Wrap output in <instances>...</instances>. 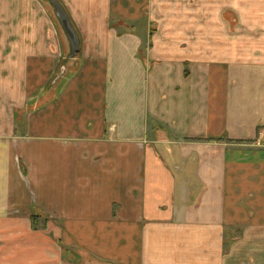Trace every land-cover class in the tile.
I'll return each instance as SVG.
<instances>
[{
    "label": "crops",
    "instance_id": "obj_1",
    "mask_svg": "<svg viewBox=\"0 0 264 264\" xmlns=\"http://www.w3.org/2000/svg\"><path fill=\"white\" fill-rule=\"evenodd\" d=\"M56 1L49 80L51 0H0V264H264V0L157 15L144 57L116 22L161 0Z\"/></svg>",
    "mask_w": 264,
    "mask_h": 264
},
{
    "label": "rangeland",
    "instance_id": "obj_2",
    "mask_svg": "<svg viewBox=\"0 0 264 264\" xmlns=\"http://www.w3.org/2000/svg\"><path fill=\"white\" fill-rule=\"evenodd\" d=\"M39 1L41 2V4L44 3L43 0H39ZM166 1H169V3H167ZM46 3H47L46 7L49 8L50 7L49 2H46ZM162 3H164L163 4L164 7L161 6ZM212 3H213V12H217V10L223 9L222 8L223 6L221 5L220 0H212ZM262 4L263 3L261 2V4L257 8H260V10L264 9V5ZM60 6L62 7L61 4ZM204 6H205L204 0H161L160 2H157V3L156 1L155 2L149 1L148 5L144 8L145 9L143 12L144 15L142 16H145V19H143L142 22H132V24H124V23L116 22V24L118 25V28L120 31L125 30V29L129 30V28H132L133 30H137L138 32H140V29H141V33L144 32L146 33V35L148 34V37L146 36L143 38V42H142L143 45H141L142 50H141V53H139L140 56L144 57L146 55L145 47L149 44V42H147L146 40H148L149 36H151L154 32H156L157 30L161 28V24L163 26L168 24V22H163V23L159 22V20L157 19V15H162V13H164L168 15L167 19L174 17V19L183 20L182 16H184L185 14L195 15L198 13L199 14L203 13ZM162 8H164V12L162 11ZM46 11L47 13L51 15L53 45L57 49V51L53 55L55 58V68L52 69L49 80H53L55 79V77H59V78L62 76L68 77L70 76V74L74 72V67H72L70 64L71 59H73L76 56L78 58L81 57L79 56L81 40L80 38L77 37L78 39L77 52L75 54H72L70 41L66 37L64 29L62 25L60 24L59 19L56 15V7L54 5H51V10L48 11L46 9ZM223 13L233 14L234 11L227 8V10L224 9ZM177 23H179V25L185 24V22H182V21H178ZM65 37L67 39H65ZM65 44L67 46H65ZM59 46H61V51L58 50ZM183 72L185 76L188 75L189 71L187 70V67H185ZM200 73H201L200 76H203L202 75L203 72H200ZM39 77H42V78L45 77V72L37 71L36 78L38 79ZM47 84H50V81H48Z\"/></svg>",
    "mask_w": 264,
    "mask_h": 264
},
{
    "label": "water",
    "instance_id": "obj_3",
    "mask_svg": "<svg viewBox=\"0 0 264 264\" xmlns=\"http://www.w3.org/2000/svg\"><path fill=\"white\" fill-rule=\"evenodd\" d=\"M51 3L56 7V15L62 25L71 45L72 54L77 52L78 39L75 30L71 26L67 14L56 0H51Z\"/></svg>",
    "mask_w": 264,
    "mask_h": 264
}]
</instances>
